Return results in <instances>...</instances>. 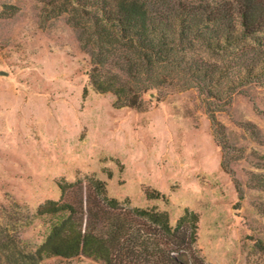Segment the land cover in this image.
<instances>
[{
    "label": "rangeland",
    "instance_id": "obj_1",
    "mask_svg": "<svg viewBox=\"0 0 264 264\" xmlns=\"http://www.w3.org/2000/svg\"><path fill=\"white\" fill-rule=\"evenodd\" d=\"M47 2L0 0V226L15 247L29 254L44 243L49 221L37 212L60 199L63 181L95 177L110 197L167 212L173 226L198 214L206 264H264V189L252 179L264 175V87L243 88L217 113L226 149L197 90L152 91L142 109L116 108L92 88L68 16ZM0 264H9L2 253Z\"/></svg>",
    "mask_w": 264,
    "mask_h": 264
},
{
    "label": "trees",
    "instance_id": "obj_2",
    "mask_svg": "<svg viewBox=\"0 0 264 264\" xmlns=\"http://www.w3.org/2000/svg\"><path fill=\"white\" fill-rule=\"evenodd\" d=\"M47 1L50 12L68 16L90 57L92 88L114 95L116 108L142 109L152 91L197 90L226 149L217 113L243 88L264 87V0ZM246 129L255 133L250 124ZM252 179L264 189V175ZM59 187L60 199L37 212L50 230L34 252H21L0 226V253L9 264L82 256L103 264H206L195 212L187 210L173 226L167 212L110 197L95 177Z\"/></svg>",
    "mask_w": 264,
    "mask_h": 264
},
{
    "label": "water",
    "instance_id": "obj_3",
    "mask_svg": "<svg viewBox=\"0 0 264 264\" xmlns=\"http://www.w3.org/2000/svg\"><path fill=\"white\" fill-rule=\"evenodd\" d=\"M0 75L5 76L6 74L5 72H0Z\"/></svg>",
    "mask_w": 264,
    "mask_h": 264
}]
</instances>
